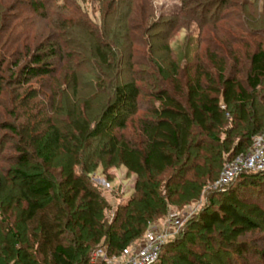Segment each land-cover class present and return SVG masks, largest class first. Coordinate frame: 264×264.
I'll use <instances>...</instances> for the list:
<instances>
[{
  "label": "trees",
  "instance_id": "16d2710c",
  "mask_svg": "<svg viewBox=\"0 0 264 264\" xmlns=\"http://www.w3.org/2000/svg\"><path fill=\"white\" fill-rule=\"evenodd\" d=\"M234 1L180 0L173 24H179L183 15L184 19L191 16L199 25L205 24L211 8L218 6L222 14L211 21L218 39L216 23L231 21V12L223 8L240 5ZM128 2V13L134 20L125 21V30L133 26L147 33L143 23L154 19L153 12L145 5H135L137 0ZM31 3L37 12L46 9L41 1ZM240 3L245 5L247 1ZM235 23L229 22V29L243 30V36L231 32V39L224 40L225 51L221 45L217 51L207 49V63L196 56L194 68L183 73L184 83L178 79L175 63L173 71L167 73L162 61L148 60L159 77H169L171 84L150 92L158 105L151 108V118L138 119L133 136L123 131L141 95L135 77L114 83L94 125L76 119L72 131L64 133L54 125L42 132H20L17 125L5 124L20 140L14 159L16 197L6 206V213H1L8 226L9 211L16 209V216L0 244V264H89L97 245L105 246L109 255H121L144 236L150 223L168 213L176 199H197L227 162L251 149L254 138L264 133V20L248 23L247 29L243 23ZM68 24L67 20L60 22L64 29ZM251 24H258L263 31L254 30ZM163 47L168 50L167 44ZM242 47L247 68L244 78H238ZM148 49L151 56L157 53L151 45ZM94 52L106 66L116 57L100 45ZM221 53L223 56H219ZM59 54L57 42L46 54H33L20 69L21 79L28 82L52 75L55 67L51 59ZM127 60L131 68L139 63L132 60L131 52ZM2 90L0 83V94ZM64 154L75 158L81 172L66 170L54 194L50 179L30 172L31 163L40 159L50 168ZM100 163L122 165L136 177L133 193L118 203L111 220L105 215L107 201L89 182ZM218 195L217 201L210 200L195 218L198 234L174 238L169 244V248L184 247L178 258L181 264H236L238 260L249 264L253 242L244 237L264 231V170L240 174Z\"/></svg>",
  "mask_w": 264,
  "mask_h": 264
},
{
  "label": "rangeland",
  "instance_id": "374dc122",
  "mask_svg": "<svg viewBox=\"0 0 264 264\" xmlns=\"http://www.w3.org/2000/svg\"><path fill=\"white\" fill-rule=\"evenodd\" d=\"M34 1H41L46 9L35 11L31 3ZM240 1H234L240 4L236 7L223 8L224 12H231L229 22L243 23L247 29L248 23L264 20V0H244L247 1L245 5H241ZM135 5H145L144 8L153 12L154 19L143 23L147 33L133 26L125 30V21L134 20L133 14L130 16L128 13V0H0V83L3 89L0 94V244L8 234L6 227H12L16 216V209L9 211V226L3 223L5 216L2 214L6 213V206L16 197L17 165L14 159L20 140L18 135L5 128L6 123L17 125L20 132L32 129L42 132L54 125L62 132L70 133L76 119L94 125L110 98L114 83L118 79L128 81L135 77L141 95L137 109L129 115L128 127L123 131L128 137L133 136L138 119L151 118V108L158 105L150 92L161 85L171 84L169 77H159L156 67L148 62L150 58L162 61L167 73L173 71L172 64L175 63L178 79L184 83L183 73L194 68L196 56L207 63V49L217 51L221 45L225 51L224 40L231 39L234 34L243 36V30H230L231 24L220 20L216 23L219 37L215 39L211 21L213 16L221 13L218 6H213L207 14V22L199 25L193 17L186 16L184 19V15L179 24H173L177 20L174 16L181 7L180 0H137ZM63 20L69 23L65 29L60 25ZM183 23L184 28L181 27ZM251 25L254 30L263 31L258 24ZM125 36L128 42L124 40ZM135 40H139L140 44L134 43ZM55 42L60 47V54L51 59L55 72L50 76L30 78L28 82L24 81L25 78L21 79L20 69L31 56L46 54ZM166 44L168 50L163 47ZM96 45H100L103 51L115 53L113 59L109 55V66L102 65L95 57ZM149 45L157 51L154 56L148 51ZM243 51L244 48H240L243 64L237 67L240 71L238 78H244L247 68ZM130 52L132 60L139 62L132 68L127 60ZM219 56H223L222 53ZM75 162L73 156L64 154L48 168L42 160L35 159L30 172L41 173L50 179L55 194L66 170L81 172L80 165ZM135 178L122 165L104 166L103 163L89 176V182L99 189L109 205L105 211L106 219L111 220L118 203L125 202L133 193ZM220 190L214 183L208 182L197 199L189 202L176 199L168 213L150 223L144 236L129 247H138L149 235L158 233L163 235V244L156 264H181L178 258L180 253L185 252L184 247L169 248V244L174 238L198 234L193 222L210 200L217 201ZM244 239L253 242L249 264H264V254H260L264 250V231L248 234ZM121 260V255H109L105 246L97 245L90 255L89 264H114ZM236 262L243 264L241 260Z\"/></svg>",
  "mask_w": 264,
  "mask_h": 264
},
{
  "label": "built area",
  "instance_id": "2783aa9c",
  "mask_svg": "<svg viewBox=\"0 0 264 264\" xmlns=\"http://www.w3.org/2000/svg\"><path fill=\"white\" fill-rule=\"evenodd\" d=\"M260 170H264V135L254 138L247 153L236 156L223 166L214 186L223 189L240 174ZM153 231L156 232L155 227ZM162 244L163 235L151 234L142 245L125 248L121 253L122 260L114 264H154L159 259Z\"/></svg>",
  "mask_w": 264,
  "mask_h": 264
}]
</instances>
